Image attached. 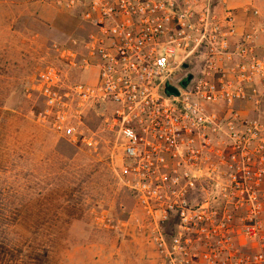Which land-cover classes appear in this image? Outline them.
Here are the masks:
<instances>
[{
	"label": "built area",
	"instance_id": "1",
	"mask_svg": "<svg viewBox=\"0 0 264 264\" xmlns=\"http://www.w3.org/2000/svg\"><path fill=\"white\" fill-rule=\"evenodd\" d=\"M28 1L74 11L85 26L80 49L52 44L82 77L44 63L31 84L40 100L32 119L86 147L97 143L89 113L112 133L122 182L158 216L148 226L151 264H264V15L257 7ZM168 175L174 182H155ZM181 177L208 179L209 199L186 193Z\"/></svg>",
	"mask_w": 264,
	"mask_h": 264
},
{
	"label": "rangeland",
	"instance_id": "2",
	"mask_svg": "<svg viewBox=\"0 0 264 264\" xmlns=\"http://www.w3.org/2000/svg\"><path fill=\"white\" fill-rule=\"evenodd\" d=\"M245 3L264 15L259 0H226ZM80 20L48 3L0 0V264H151L154 256L148 226L158 216L122 182L120 147L99 118L88 114L97 143L86 147L31 116L40 104L31 84L44 63L82 77L52 48L80 49ZM259 112L264 120V105Z\"/></svg>",
	"mask_w": 264,
	"mask_h": 264
},
{
	"label": "flooded vegetation",
	"instance_id": "3",
	"mask_svg": "<svg viewBox=\"0 0 264 264\" xmlns=\"http://www.w3.org/2000/svg\"><path fill=\"white\" fill-rule=\"evenodd\" d=\"M157 183L166 184L170 182H174L171 180V176L168 175L165 179H159L155 181ZM180 187L184 186V190L186 193H189L192 197H194L197 201H203L209 199V180L205 177H198L191 180V183L185 179V177H181L178 182Z\"/></svg>",
	"mask_w": 264,
	"mask_h": 264
},
{
	"label": "water",
	"instance_id": "4",
	"mask_svg": "<svg viewBox=\"0 0 264 264\" xmlns=\"http://www.w3.org/2000/svg\"><path fill=\"white\" fill-rule=\"evenodd\" d=\"M183 65L185 66V63H183ZM164 90L169 91V92H173V93L176 92L175 88H173L172 86H169V85H165Z\"/></svg>",
	"mask_w": 264,
	"mask_h": 264
},
{
	"label": "crops",
	"instance_id": "5",
	"mask_svg": "<svg viewBox=\"0 0 264 264\" xmlns=\"http://www.w3.org/2000/svg\"><path fill=\"white\" fill-rule=\"evenodd\" d=\"M259 3L264 4V0H259Z\"/></svg>",
	"mask_w": 264,
	"mask_h": 264
},
{
	"label": "trees",
	"instance_id": "6",
	"mask_svg": "<svg viewBox=\"0 0 264 264\" xmlns=\"http://www.w3.org/2000/svg\"><path fill=\"white\" fill-rule=\"evenodd\" d=\"M7 242H8V240H7ZM7 242H6V243H7Z\"/></svg>",
	"mask_w": 264,
	"mask_h": 264
}]
</instances>
